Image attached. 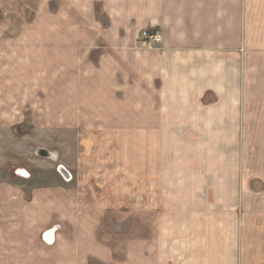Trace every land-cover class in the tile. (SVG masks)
Instances as JSON below:
<instances>
[{"label":"rangeland","instance_id":"obj_1","mask_svg":"<svg viewBox=\"0 0 264 264\" xmlns=\"http://www.w3.org/2000/svg\"><path fill=\"white\" fill-rule=\"evenodd\" d=\"M147 29L134 26L132 0H0V146L14 175L29 191L75 190L93 217L100 212L99 237L120 264H132L134 241L158 248L161 264L196 256L181 249L187 241L222 263L264 264V43L247 60L236 132L221 122L220 137H194L169 122L178 131L152 145L161 150L158 165L170 166L153 170L154 186H138L132 53L159 46L144 43ZM187 205L195 231L180 224L193 214ZM162 219L170 221L163 236Z\"/></svg>","mask_w":264,"mask_h":264},{"label":"crops","instance_id":"obj_2","mask_svg":"<svg viewBox=\"0 0 264 264\" xmlns=\"http://www.w3.org/2000/svg\"><path fill=\"white\" fill-rule=\"evenodd\" d=\"M132 20L135 27L156 28L163 37L156 49L132 53L133 171L140 176L134 184L152 187L153 170L170 166L158 165L161 150L152 145L156 138L172 137L173 128L178 131L177 124L170 130L169 122L194 137L200 131L202 137H220L221 122H230L236 132L243 76L252 68L247 60L254 45L264 43V0H132ZM141 138H148L147 147ZM5 149L0 146V264H90L94 259L120 264L99 237L100 212L93 217L92 206L62 185L41 184L29 191L27 182L15 177ZM141 170L148 174L141 177ZM184 210L193 213L189 205ZM196 217L193 213L180 224L195 231ZM159 225L162 236L169 233L170 221ZM186 243L181 249L196 256H184L181 263L226 264L211 252L201 253L206 247L199 241ZM157 249L134 241L132 264H161Z\"/></svg>","mask_w":264,"mask_h":264},{"label":"built area","instance_id":"obj_3","mask_svg":"<svg viewBox=\"0 0 264 264\" xmlns=\"http://www.w3.org/2000/svg\"><path fill=\"white\" fill-rule=\"evenodd\" d=\"M142 39L148 46H158L162 43V33L156 28H150L142 32Z\"/></svg>","mask_w":264,"mask_h":264},{"label":"water","instance_id":"obj_4","mask_svg":"<svg viewBox=\"0 0 264 264\" xmlns=\"http://www.w3.org/2000/svg\"><path fill=\"white\" fill-rule=\"evenodd\" d=\"M37 155L41 158H44V159H51L53 156L52 154L45 150V149H38L37 150ZM59 171L63 174V175H66L68 177V172L63 168V167H60L59 168ZM69 179V178H67Z\"/></svg>","mask_w":264,"mask_h":264}]
</instances>
